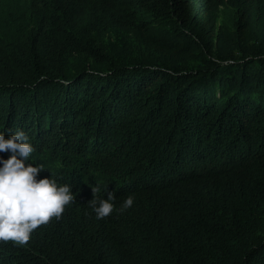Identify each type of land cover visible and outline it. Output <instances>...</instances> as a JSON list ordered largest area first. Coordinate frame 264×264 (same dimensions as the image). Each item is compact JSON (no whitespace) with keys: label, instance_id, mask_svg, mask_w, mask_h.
Returning a JSON list of instances; mask_svg holds the SVG:
<instances>
[{"label":"trees","instance_id":"obj_1","mask_svg":"<svg viewBox=\"0 0 264 264\" xmlns=\"http://www.w3.org/2000/svg\"><path fill=\"white\" fill-rule=\"evenodd\" d=\"M24 4L0 26V131L24 129L37 178L76 196L27 244L0 242V264H264V0ZM113 28L151 56L113 63ZM97 185L116 195L103 219Z\"/></svg>","mask_w":264,"mask_h":264},{"label":"clouds","instance_id":"obj_2","mask_svg":"<svg viewBox=\"0 0 264 264\" xmlns=\"http://www.w3.org/2000/svg\"><path fill=\"white\" fill-rule=\"evenodd\" d=\"M0 242L12 241L25 245L34 231L52 218L60 219L66 206L74 200L76 193L72 185L62 182L53 173L51 177L37 178L43 163H36L35 148L28 133L17 128L5 135L0 131ZM50 168V167H49ZM101 195L99 185L93 187L94 198L88 201L97 219H103L114 211L116 195L105 192ZM134 196L127 195L119 211L129 209Z\"/></svg>","mask_w":264,"mask_h":264},{"label":"rangeland","instance_id":"obj_3","mask_svg":"<svg viewBox=\"0 0 264 264\" xmlns=\"http://www.w3.org/2000/svg\"><path fill=\"white\" fill-rule=\"evenodd\" d=\"M27 0H0V26L5 22L3 20L7 11L4 9L7 3H18L21 8H24V3ZM233 8L229 5H224L220 8V23L226 27H232ZM94 34L97 32L94 31ZM100 40L105 47L106 53L112 58L115 64H130L134 61H142L144 58L151 56V50L144 42L143 35L131 28H113L108 31H103L99 34ZM261 40H252L243 48L247 50L261 48ZM236 55L240 56V51L235 50ZM191 62V61H190ZM189 62V63H190ZM87 65L94 66L92 59L87 61ZM106 69V66H100L98 69ZM46 173V172H45ZM47 174V173H46Z\"/></svg>","mask_w":264,"mask_h":264}]
</instances>
